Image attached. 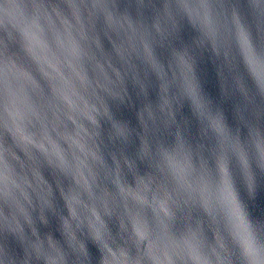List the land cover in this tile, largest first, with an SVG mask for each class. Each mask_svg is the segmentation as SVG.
Returning a JSON list of instances; mask_svg holds the SVG:
<instances>
[{
  "label": "clouds",
  "instance_id": "1",
  "mask_svg": "<svg viewBox=\"0 0 264 264\" xmlns=\"http://www.w3.org/2000/svg\"><path fill=\"white\" fill-rule=\"evenodd\" d=\"M0 264H264V0H0Z\"/></svg>",
  "mask_w": 264,
  "mask_h": 264
}]
</instances>
